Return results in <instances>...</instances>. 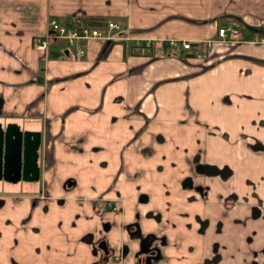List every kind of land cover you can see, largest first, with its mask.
Masks as SVG:
<instances>
[{"label": "crops", "instance_id": "crops-1", "mask_svg": "<svg viewBox=\"0 0 264 264\" xmlns=\"http://www.w3.org/2000/svg\"><path fill=\"white\" fill-rule=\"evenodd\" d=\"M49 17L120 31L40 51ZM263 36L264 0H0V122L40 134L0 264H264Z\"/></svg>", "mask_w": 264, "mask_h": 264}, {"label": "water", "instance_id": "water-1", "mask_svg": "<svg viewBox=\"0 0 264 264\" xmlns=\"http://www.w3.org/2000/svg\"><path fill=\"white\" fill-rule=\"evenodd\" d=\"M38 131L23 130L16 122H0V179L8 182L37 179ZM97 246L107 253L100 241Z\"/></svg>", "mask_w": 264, "mask_h": 264}, {"label": "built area", "instance_id": "built-area-1", "mask_svg": "<svg viewBox=\"0 0 264 264\" xmlns=\"http://www.w3.org/2000/svg\"><path fill=\"white\" fill-rule=\"evenodd\" d=\"M119 31L120 26L111 19L105 20L101 26L89 24L66 26L55 17H49L47 19L46 32L39 36H34L32 41L35 48L43 51L47 48L50 40L64 39L72 49L74 57L80 58L83 55V49L87 40L91 38H108L113 33L117 34ZM216 32L219 37L226 38L227 36H234L237 33V29L230 26H220ZM258 40L264 42V36L258 38ZM169 43L174 45V41H169ZM180 47L184 49L189 48V43L181 41Z\"/></svg>", "mask_w": 264, "mask_h": 264}, {"label": "trees", "instance_id": "trees-1", "mask_svg": "<svg viewBox=\"0 0 264 264\" xmlns=\"http://www.w3.org/2000/svg\"><path fill=\"white\" fill-rule=\"evenodd\" d=\"M100 22H94V25H97V26H101L102 24H103V21L102 20H99ZM90 22H88L87 24H89ZM95 23H97V24H95ZM89 25H92L91 23L89 24ZM165 43V42H164ZM165 45H166V43H165ZM194 46V43H192L191 44V47L189 46V49L188 50H180L179 52H177V53H173V52H171V51H173V48L171 47V48H168V47H165V49H167L166 51H165V54H175V55H189V56H191V55H194V53H195V50H196V48L195 47H193Z\"/></svg>", "mask_w": 264, "mask_h": 264}, {"label": "rangeland", "instance_id": "rangeland-1", "mask_svg": "<svg viewBox=\"0 0 264 264\" xmlns=\"http://www.w3.org/2000/svg\"><path fill=\"white\" fill-rule=\"evenodd\" d=\"M173 53H176V51L175 50H173L172 51ZM167 137H168V141H167V145L168 146H170V145H173V144H175V138H174V133H173V131L171 130L170 132H168V135H167ZM119 156H120V154H119ZM111 164H110V166H109V168H108V170H107V174H111L112 173V169H113V167L115 166V164L116 163H114L115 162V160H114V158H115V154H113V153H111ZM118 162H119V157H118V160H117ZM116 161V162H117ZM117 162V163H118ZM103 204H104V202H102ZM103 208V207H102ZM102 210V209H101Z\"/></svg>", "mask_w": 264, "mask_h": 264}, {"label": "flooded vegetation", "instance_id": "flooded-vegetation-1", "mask_svg": "<svg viewBox=\"0 0 264 264\" xmlns=\"http://www.w3.org/2000/svg\"><path fill=\"white\" fill-rule=\"evenodd\" d=\"M40 137V136H39ZM39 144H40V139H39ZM38 147H39V145H38ZM37 152H38V148H37ZM37 156H38V154H37ZM38 174H39V168H38ZM38 174H37V178H38ZM102 202H105V203H107L108 205H109V209L110 210H114L115 208H116V204H115V202L114 201H106V200H102ZM128 227H130V226H128ZM100 241H103L104 242V244H105V246H106V249H107V253L105 254V255H103V252H102V249L101 248H99L98 246H97V244L100 242ZM145 243L147 244V240H145ZM95 247H96V249H97V251L101 254L100 255V257H105L107 254H108V248H107V245H106V243H105V241L104 240H98L96 243H95ZM145 251V250H144ZM147 251H151L150 249L149 250H147ZM146 253H148V252H146ZM100 257H99V259H100Z\"/></svg>", "mask_w": 264, "mask_h": 264}]
</instances>
